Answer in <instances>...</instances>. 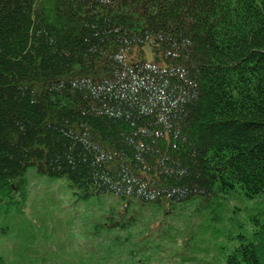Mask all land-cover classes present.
<instances>
[{"label": "trees", "instance_id": "1", "mask_svg": "<svg viewBox=\"0 0 264 264\" xmlns=\"http://www.w3.org/2000/svg\"><path fill=\"white\" fill-rule=\"evenodd\" d=\"M29 168L264 264V0H0V199Z\"/></svg>", "mask_w": 264, "mask_h": 264}, {"label": "rangeland", "instance_id": "2", "mask_svg": "<svg viewBox=\"0 0 264 264\" xmlns=\"http://www.w3.org/2000/svg\"><path fill=\"white\" fill-rule=\"evenodd\" d=\"M142 50L149 63L162 54L151 45ZM23 189L0 199L5 264H202L196 259L213 255L214 242L201 233L202 214L171 221L113 195L82 199L65 180L35 168L25 173ZM164 228L167 233L157 236ZM183 233L191 242L185 251Z\"/></svg>", "mask_w": 264, "mask_h": 264}]
</instances>
